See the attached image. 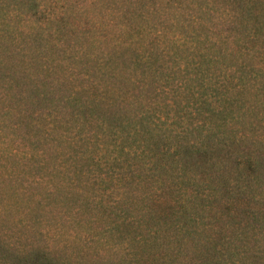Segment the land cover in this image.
<instances>
[{
    "label": "trees",
    "instance_id": "obj_1",
    "mask_svg": "<svg viewBox=\"0 0 264 264\" xmlns=\"http://www.w3.org/2000/svg\"><path fill=\"white\" fill-rule=\"evenodd\" d=\"M0 102L10 264H264V0H0Z\"/></svg>",
    "mask_w": 264,
    "mask_h": 264
},
{
    "label": "rangeland",
    "instance_id": "obj_2",
    "mask_svg": "<svg viewBox=\"0 0 264 264\" xmlns=\"http://www.w3.org/2000/svg\"><path fill=\"white\" fill-rule=\"evenodd\" d=\"M89 12L92 13L93 9L88 7ZM95 11H99L98 8L94 9ZM73 17V16H72ZM74 18V17H73ZM70 20L73 19L70 17ZM4 110V104L0 102V116ZM6 122L3 121L0 117V134L5 135V138L13 137L8 133L7 128H4V124ZM24 131V129H22ZM0 154H3L0 151ZM9 161L12 162L11 158ZM3 163V160L0 159V165ZM13 163V162H12ZM6 164V163H5ZM18 165V164H16ZM1 168V167H0ZM7 169V168H6ZM16 170L19 169V166H16ZM3 171H6L5 169ZM4 177V174L0 175V264H10V253L14 249L16 250L19 247H24L28 244H36V246H40L42 244L41 239L34 238L32 233L28 232L27 228L20 227L16 224V219L20 216H29L30 211L29 207H31V214L35 211V206L37 205L40 197L42 196L43 189H37L34 185L27 186L28 181L30 179H26L27 175L24 173L23 179L18 175V179H1ZM21 177V179H19ZM17 186V192H11V187ZM39 192V195H36ZM15 202L14 205L10 204L11 199ZM41 201V200H40ZM35 235V234H34ZM261 235H264L262 233ZM264 243V242H263ZM74 249V248H73ZM77 247H75L76 251Z\"/></svg>",
    "mask_w": 264,
    "mask_h": 264
}]
</instances>
